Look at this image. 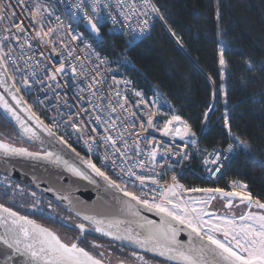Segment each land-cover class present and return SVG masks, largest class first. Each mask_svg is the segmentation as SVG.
<instances>
[{"label":"snow or ice","instance_id":"obj_1","mask_svg":"<svg viewBox=\"0 0 264 264\" xmlns=\"http://www.w3.org/2000/svg\"><path fill=\"white\" fill-rule=\"evenodd\" d=\"M16 4L20 7L21 12L28 14L32 25H38L34 29V34L29 37L22 22H15V10L9 12V9L12 8L11 2L4 4L3 0H0V22L7 20L11 15L13 17L11 27H14L17 33L25 34L23 42L19 44L21 51L18 55L21 58L27 56L29 61L32 60L34 57L28 55L24 48L25 45L31 48L30 40H36L41 45H51L52 55L60 57L58 64L53 63L48 57H43L48 60V63L53 64V70L43 69L45 78L49 82L56 81L57 77L65 73L69 66L73 79L77 76L87 78L89 70L82 60L79 64L77 63L76 56L77 45L75 42L82 40L83 37L74 30L68 31L60 36L61 47L57 48L58 41L54 40L53 37L59 34L55 27L51 24L45 25L44 22L45 13L49 16L52 15L49 9L42 8L39 3L29 8L26 0H16ZM98 4L99 0H93L91 5L93 13L97 11ZM74 7L81 10L80 3L75 4ZM104 7L109 8L111 4L105 3ZM144 7L143 15L145 17H148L149 11L160 15L159 8L151 4L149 0H144ZM116 8L125 20L129 19L127 15L129 9L135 11V5L129 4L127 0H116ZM84 18L90 25L91 31L99 34L98 24L93 21V17L89 16L87 11L84 12ZM218 18L219 13H217ZM56 19L59 21L57 27L62 28L63 21L59 17ZM99 19L96 17L97 21ZM160 19L163 20L164 17L160 15ZM116 22V18L113 17V24ZM147 23L148 20L145 19L143 24L147 25ZM144 30L146 29L141 28V31ZM169 30L171 31V29ZM5 31L10 32L11 29ZM67 37L71 38V42H65ZM11 39L19 41L20 37L15 34L11 36L0 35V88H3L12 97L15 108L8 103L4 96H0V109H3L4 113L12 121H15L19 128V135L22 137L31 141H39L42 146L45 143L38 132L26 124L17 114L16 109L23 112L28 120L35 124L36 129H39V132L44 133L49 138H54L64 148L80 157V153L68 143L64 136L57 135L56 130L60 127L58 123L45 124L32 111L30 105L21 104L22 97H18L16 94L21 91V88L17 87L15 75V72H19L20 68L12 45L9 43L4 46L3 43ZM177 43H180L179 39ZM85 48H89L87 42H85ZM41 55L43 56V54ZM85 58H87V54ZM8 61H11V65ZM106 63V60L99 59V65ZM99 65L92 69L96 72V76L89 82L90 88L102 85L104 78L99 71ZM219 65L221 79H223L226 67L223 49L219 51ZM29 67L32 66L29 65ZM260 70L264 71V65L261 66ZM38 71H41L39 64L32 71L22 76L23 89L30 90L32 88L28 76H31L36 83H42L36 76ZM9 80L12 81L11 85L8 84ZM130 83L129 80L114 79L109 88H116V102L113 103L110 93L106 115L101 116L96 111V109L104 107L103 105L92 104L93 113L89 116V119H94L98 125H106L104 134L99 136V142L106 146L101 163L107 166L106 161L112 159V167L114 169L119 168V171L115 172L113 176H109L106 171L93 162L91 156L87 160L80 157V162L92 174L103 179L106 191L111 190V192L119 194L113 197L119 206L117 213L104 215L94 211L75 210V215L80 221L75 224V228L79 230V235L71 243H68L63 241L58 233L30 219L29 216L22 215L11 207L0 204V261L3 264H105L104 252L94 254L80 246L84 238L95 232L111 241H120L131 245L133 250L130 255L134 264H152V261L144 255H140L136 249L162 258L159 264H264V202L253 198L247 190L248 186L239 181L232 182L231 191H225L219 187L188 188L179 182L177 175L173 174L167 183L161 185L160 179L167 174L168 169L174 167L169 159L179 158L177 163H181L190 159V156L182 150L175 151L172 145L156 139L151 133L159 132L161 137H167L172 141H184L185 145L189 143L186 137H194L196 133L192 130L189 122L175 114V111L167 115L162 123L158 121L157 117L162 113L158 109L156 98H153L152 102L149 103L141 91L133 92V95L138 99L135 105L130 104L127 98V86ZM120 84L125 85L124 95L119 90ZM48 87L53 88L52 83H49ZM11 89L16 91L13 92ZM97 94L98 89L90 93L92 97L97 96ZM103 99L101 97V100ZM88 102L92 103L91 100ZM82 110L87 112V109ZM212 111L213 107L210 105L204 112L205 121L210 119ZM113 113H115V118H113ZM122 116L123 118H121ZM68 117L69 119L65 123L79 132L81 136H86L88 129L80 126L83 124L82 117L79 114L73 117L71 113H68ZM137 121H139V131L129 132V136L135 137L133 143L129 145L128 140L124 137V132L129 127L135 128ZM223 121L224 128L227 130V135L232 138V142L223 150L214 149L207 156L202 157L203 165L212 177L221 171L223 166L221 157L227 160L229 159L227 154L233 153L238 147L245 150L249 148L246 140L240 139L232 132L227 112ZM109 129L116 130L119 135H113ZM91 131L98 132V129L92 128ZM145 133L147 135H144ZM142 140L147 147L141 146ZM191 143L195 145L196 141L191 140ZM94 144L99 146L95 139H92L91 144L88 143L87 139L85 140V145L90 154ZM108 147L112 149L111 153L107 152ZM117 153L121 163H117ZM0 155L4 157L21 156L33 160L43 159L56 166H63L64 170L73 176L89 180L90 183L95 182L90 175L54 151L30 152L23 147H15L10 143L0 141ZM145 172L149 174L145 175ZM129 185L132 186V190H130ZM149 185L156 187L153 190ZM137 188L139 192L135 190ZM47 191L54 190L49 188ZM153 191L154 194L149 196V193ZM188 193H203L204 195L194 197L186 195ZM54 194L57 200L69 199L59 193ZM216 199L223 200L224 206L229 212L239 205L245 206L248 211L239 216L217 214L210 210L212 201ZM233 201L239 203L234 204ZM33 207L36 205L34 204ZM253 208L259 211L252 212L251 209ZM49 210L54 211L51 202L49 203ZM141 210L154 214L159 218L158 222L143 216ZM69 211H74V209L69 207ZM181 233L187 236L186 242L179 239ZM91 246L92 248L103 247L102 244L95 241L92 242ZM118 264H130V262L121 259Z\"/></svg>","mask_w":264,"mask_h":264},{"label":"trees","instance_id":"obj_2","mask_svg":"<svg viewBox=\"0 0 264 264\" xmlns=\"http://www.w3.org/2000/svg\"><path fill=\"white\" fill-rule=\"evenodd\" d=\"M153 2L164 19L147 38L127 48L122 38L101 29L104 42L100 50L110 56L126 51L133 64L128 73L138 86L156 85L175 114L189 122L203 149L224 148L232 142L224 128L223 117L227 112L232 132L246 140L249 148L238 149L224 165L221 182L244 183L254 198L264 202V71L260 70L264 65V0ZM220 49L225 51L226 60L223 79ZM212 104L210 119L205 121L204 112ZM204 122L206 128L202 131ZM0 138L22 144L12 126L1 117ZM193 171L183 175L182 181L200 184L199 168L195 166ZM49 203L22 184L0 176V204L38 222L72 217L53 203L54 211H50ZM96 238L102 248L115 249L112 251L133 261L129 250ZM145 257L152 264L160 262Z\"/></svg>","mask_w":264,"mask_h":264},{"label":"built area","instance_id":"obj_3","mask_svg":"<svg viewBox=\"0 0 264 264\" xmlns=\"http://www.w3.org/2000/svg\"><path fill=\"white\" fill-rule=\"evenodd\" d=\"M10 2L12 8L9 9V12H11L13 9L15 10V22H22L27 35L31 37L34 34V29L38 27V25H32L30 23L28 14L26 12L20 11V7L17 6L16 0H3L4 4H8ZM26 2L28 3L29 8L33 7L36 3H39L42 8L46 7L52 13L51 16L45 13L44 22L45 25L51 24L56 28L59 35L54 36L53 39L58 41L56 44L57 48L61 47V44L59 43L60 36L68 31L74 30L77 34L83 37L82 40L75 42L77 45V63L79 64L82 60L89 72L87 78L83 76H77L75 79H73L71 67L69 66L66 68L65 73L57 77L56 81L49 82L45 78L43 69L46 68L48 70H53V64L48 63V60L44 59L43 57H48L53 63L57 64L60 57L52 55L51 45H41L36 40H30L32 47L28 48L27 45H25L24 51L34 58L30 61L28 60L27 56L21 58L20 55H18L21 51L19 44L23 42L25 34L17 33L16 29L11 27L13 17L9 15L7 20L0 22V35L11 36L15 34L16 36L20 37L19 41L16 39H11L9 41L3 42L4 46H7L9 43L12 45L14 49V55L16 56L18 66L20 68L19 72H15L17 87L21 88L19 93L26 104L32 107V111L36 113L40 120H42L47 125H51L53 122L58 123L60 127L56 130L57 135L64 136L72 147H74L81 155H84L86 160L91 156L93 162L96 163L97 166L106 171V174L109 176H113L115 172L119 171V168L114 169L112 167V159L106 161L107 166L101 163V158L105 155L106 146L99 142V136L104 134V128L106 125H98L94 119H89V116L93 113L92 104L103 105L104 107L96 109V111L99 112L101 116H105L106 112L108 111L107 105L109 103L110 93L113 103L116 102V88H109V85L113 84V80L131 81V83L127 86V98L129 103L132 105H135L138 99L133 95L134 91H141L149 103L152 102L153 98H156L158 109L162 113L157 117V120L161 123L167 118V115H170L174 111V109L166 96L160 92L156 85L153 84L147 88H140L138 86L135 78L128 73V70L133 68V64L129 60L126 51L119 52L116 56H110L108 54H104L100 50V46L104 42L100 31L101 29H107L115 36H119L123 39L126 47L129 48L130 46L140 42V40L147 38L157 23H162L163 20L160 19L161 14L157 15L149 11L148 17H145L143 15L145 11L144 0H127L129 4L135 5V11L129 9L127 13L129 16L128 20H125L124 17L120 15V12L116 8V0H99L97 11L95 13H93L91 10L93 0H26ZM149 2L157 7L153 0H149ZM77 3L81 4V10H78L74 7V5ZM105 3L111 4V7L105 8ZM85 11H87L88 15L93 17V21L98 24L99 34L93 33L91 31L90 25L84 18ZM57 17L63 21L62 28L57 27L59 24V21L56 19ZM96 17L100 18L99 21L96 20ZM113 17H115L117 21L115 24H113ZM145 19L148 20L147 25L143 24ZM9 28L11 29L10 32L5 31ZM141 28H145L146 30L141 31ZM65 42H71V38L67 37ZM85 42H87L89 48H85ZM41 54H43V56ZM86 54L87 58H85ZM98 58L106 60L107 63L105 65H99ZM8 63L11 65V61H8ZM38 64L41 67V71H38L36 76L42 81V83H36V81L31 76H28L29 82L32 84V88L30 90L23 89L21 79L22 76L32 71V69L37 67ZM29 65L32 67L30 68ZM97 65H99V71L104 79L102 85H97L90 88L89 82L93 77L96 76V72L92 71V69H94ZM49 83H52L53 88L50 89L48 87ZM96 89H98V94L97 96L92 97L90 93ZM119 90L121 94L124 95L126 91L125 85L120 84ZM101 97L104 99L101 100ZM89 100H91V104L88 102ZM65 101H67V103H65ZM82 109H87V112H84ZM61 113H64V115H61ZM68 113H71L73 117H75L76 114H79L82 117L83 124L80 126L88 129L86 136H81L79 132L65 123V121L69 119ZM113 118H115V113H113ZM121 118H123V116ZM205 125L206 122H204L202 125V131H204L206 128ZM92 128H97L98 132H92ZM109 131L113 135H119V132L114 129H109ZM137 131H139V121L136 122L135 128L129 127L128 130L124 132V137L128 140L129 145H131L133 143V139H135V137L129 136V132ZM144 135H147V133ZM151 135L155 136L158 140L172 145L175 151L182 150L183 152H187L190 156V159L184 160L181 163H177V159L179 158H170L169 162L173 164L174 167L168 169L167 174L160 179L161 185L167 183L171 176L175 174L177 175L179 182L188 188L219 187L225 191L232 190L231 184L234 180H228L227 182L222 183L221 175L224 165L237 154L238 149H236L233 153L227 154L229 156V159L227 160L221 157L223 164L221 171L215 177H212L209 171L205 169L202 157L207 156V154L212 152L214 149L223 150L228 146V144L225 145L224 148L214 147L211 149H203L200 147L198 137L190 139L189 143L185 145L184 141H172L167 137H161L159 132L151 133ZM78 137L80 138L78 139ZM86 139L89 144L92 143V139H95L98 142L99 146L94 144L91 154L89 153L88 147L85 145ZM191 140H195L196 144L193 145ZM118 146L121 145L118 144ZM141 146L147 147V145L143 143V140ZM107 152L111 153L112 149L108 147ZM118 157L119 154L117 153V163H121ZM195 166L199 168V174L197 177L200 181V184L188 185L182 181L181 177L186 175V173H194L193 169ZM148 174L149 173L145 172V175ZM136 183L138 184V181ZM129 187L130 190H132V186L129 185ZM149 187L154 190L156 186L149 185ZM135 190L139 192L138 188ZM153 194L154 191L150 192L149 196ZM190 194L191 193H188L186 195ZM252 197L254 198L253 195Z\"/></svg>","mask_w":264,"mask_h":264},{"label":"water","instance_id":"obj_4","mask_svg":"<svg viewBox=\"0 0 264 264\" xmlns=\"http://www.w3.org/2000/svg\"><path fill=\"white\" fill-rule=\"evenodd\" d=\"M11 83L12 81L9 80L8 84L11 85ZM11 91L15 92L16 90L11 89ZM16 94L18 97H21L19 92ZM0 96H4L8 103L13 108H15V104L12 100V97L3 88H0ZM21 104L27 105L23 99H21ZM16 111L17 114L21 116V118L25 121L26 124H28L30 127H32L38 132L41 139L44 140L45 143L42 146L39 141H31L28 140L26 137H22L21 135H19V128L16 126L15 121H12L11 118L4 113L3 109H0V117L4 122L12 126L15 133L21 138L22 144H14L7 140L5 141L2 138H0V141H5L15 147H23L30 152L42 153V150L54 151L61 155L64 159H68L71 163L75 164L82 171L90 175L95 182L90 183L89 180L73 176L69 172L65 171L63 166H56L50 163L49 161L43 159L33 160L21 156L4 157L0 155V176L22 184L30 191L32 190L33 192H36L40 196L46 198L49 202L53 203L54 205H57L64 211L71 214V218H73L74 221V227L76 223L80 222L79 218L75 215V210H79L82 212L94 211L96 213L104 215L117 213V209L119 206L116 204V201L113 199V197L119 194L111 192V190L106 191V185L103 179L92 174L90 170L87 169L85 165L80 162V157H83L85 159L84 155L80 154V157H77L75 153H72L69 149L64 148V146L59 144L54 138H49L44 133L39 132V129H36L35 124H33L32 121L28 120L27 116L23 112H20L19 109H16ZM49 188L53 189L54 191H47V189ZM54 193H59L60 195L67 196L69 199L57 200L56 195ZM193 195L203 196L204 194H190V196ZM234 202H237V204L239 203L238 201ZM69 207L73 208L74 211H69ZM255 210L259 211L258 209ZM141 214L150 220H156L158 222L159 218L150 212L141 210ZM76 230L79 233V230ZM58 235L63 241H65L59 233ZM89 235L99 237L101 239L103 238L112 244H117L119 246L124 247L130 252L133 250L131 245L120 241H111L109 238L100 236L95 232H92ZM69 238L70 237H66L65 242L71 243L72 241ZM179 239H181L182 242H186L187 236L184 233H181ZM136 251L141 255H145L148 257L151 256L159 261H161L162 259L160 257H154L151 253L143 252L140 249H136ZM101 252H104L105 255L109 253L108 250L105 248H101ZM121 259H126L130 262V264H134L132 260H129L127 258ZM116 260L115 263L105 262V264H118L119 261L118 259ZM0 264H3V262L0 261Z\"/></svg>","mask_w":264,"mask_h":264},{"label":"flooded vegetation","instance_id":"obj_5","mask_svg":"<svg viewBox=\"0 0 264 264\" xmlns=\"http://www.w3.org/2000/svg\"><path fill=\"white\" fill-rule=\"evenodd\" d=\"M233 203L237 204V202H234V201H233ZM211 206L215 207L217 209H220L222 211L228 212V209H226L224 206L223 200H220V199L213 200ZM244 209H246L245 206L239 205L237 207H234L231 211L238 212V211L244 210ZM59 213L62 214V216H64V214L60 210H59ZM39 223L43 226L49 227L54 232L59 233L60 236L63 237L65 241H66V237H70L69 239L71 241H73L79 235V233L77 232V230L74 227L73 218H71V217H67V219H64V217H60V221L56 220V219L55 220L45 219L44 221H40ZM83 240H84V242L83 241L81 242V245H80L81 247L86 248L87 250H89L90 252H93L94 254H99L101 252V248H92V246H91L93 241H95L96 243L98 242L96 237L90 238L87 236ZM107 250L109 253L106 255L104 254L105 262L115 263L116 259H118V261H119V259L123 258L120 254L115 253L109 249H107Z\"/></svg>","mask_w":264,"mask_h":264},{"label":"rangeland","instance_id":"obj_6","mask_svg":"<svg viewBox=\"0 0 264 264\" xmlns=\"http://www.w3.org/2000/svg\"><path fill=\"white\" fill-rule=\"evenodd\" d=\"M221 69V68H220ZM212 107L214 108V104H212ZM192 138H194V137H186V139L187 140H190V139H192ZM237 149H240L239 147L237 148ZM242 149V148H241ZM194 197H202L201 195H193ZM210 210L211 211H214V212H216L217 214H220V215H223V214H229V215H236V216H239V215H241V214H243L245 211H248V209H244V210H240V211H238V212H233V211H231V212H225V211H222V210H220V209H217V208H215V207H212V206H210ZM251 211L252 212H257L254 208L253 209H251ZM113 250V249H112ZM113 251H115V249L113 250Z\"/></svg>","mask_w":264,"mask_h":264}]
</instances>
